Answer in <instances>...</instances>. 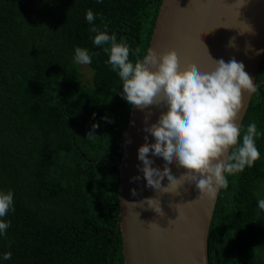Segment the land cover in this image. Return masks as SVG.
<instances>
[{"label":"trees","instance_id":"1","mask_svg":"<svg viewBox=\"0 0 264 264\" xmlns=\"http://www.w3.org/2000/svg\"><path fill=\"white\" fill-rule=\"evenodd\" d=\"M162 3L0 0V192L13 191L14 208L0 218L11 222L0 264H126L119 166L133 106L85 14L91 9L100 31L126 41L135 63L150 50ZM77 46L95 54L90 80L74 61ZM253 122L260 159L226 174L210 264H264V58L239 142Z\"/></svg>","mask_w":264,"mask_h":264},{"label":"clouds","instance_id":"2","mask_svg":"<svg viewBox=\"0 0 264 264\" xmlns=\"http://www.w3.org/2000/svg\"><path fill=\"white\" fill-rule=\"evenodd\" d=\"M96 15L91 9L86 10L85 19L91 25L89 31L96 33L92 42L108 54L106 63L122 81L123 98L130 106L140 110L151 106L166 107L155 123L144 128L155 142H146L138 149V159L143 164L142 168L139 165L138 168L143 173L146 186L159 194L179 195L178 190L185 183L194 184L200 193L198 199L207 197L214 200L219 190L229 185L226 174L243 172L246 166H254L261 155L254 140L261 135L255 122L247 126L242 142H239L242 126L236 121L243 109L242 92L251 95L257 91L245 71V65L234 58L228 62L212 59L216 68L211 73H202L196 65L180 71L179 58L174 49L166 53L149 50L142 59L133 63L129 60L127 42H117L116 35H109L107 28L100 31L93 23ZM248 27L246 32H252L251 26ZM234 41L235 37H232L228 46L235 47ZM74 53V61L82 65L91 64L95 55L78 46L74 47ZM96 127L98 125L94 124L93 129ZM94 136V132H89L87 138ZM144 139L147 141L148 136ZM150 151L165 162L162 171L152 166L154 161L149 159ZM173 165L186 171L176 178L171 170ZM165 178L167 187L163 184ZM131 179L138 181L140 176ZM131 194L136 196L137 191L132 189ZM139 204H147L161 217L165 215L161 203H157L155 198H145ZM174 205L179 213L175 220L183 218L179 204H170V207ZM258 208L264 210V199L258 200ZM10 210L14 211L13 191L0 192V218ZM175 220H169V223ZM10 226V221L0 220V235L6 234ZM11 255V252H5L3 259L10 260Z\"/></svg>","mask_w":264,"mask_h":264},{"label":"water","instance_id":"3","mask_svg":"<svg viewBox=\"0 0 264 264\" xmlns=\"http://www.w3.org/2000/svg\"><path fill=\"white\" fill-rule=\"evenodd\" d=\"M248 25L252 32H246ZM232 37H235V47L228 46ZM173 49L179 58L180 71L196 65L202 73H211L216 68L212 59L228 62L234 58L249 68L246 72L257 88L264 58V51H260L264 50V0H163L150 50L166 53ZM253 94L242 92L243 109L238 114V125L243 122ZM163 111H166L164 106H151L144 110L132 108L124 156L119 166V229L123 236L125 262L147 264L151 253L153 263L150 264H210L209 231L221 189L214 200L207 197L198 199L200 193L196 186L188 183L178 190L179 195L159 194L146 186L143 173L138 168V165L143 167L138 159L139 147L146 142H155L144 128L155 123ZM145 136H148L147 141ZM148 156L154 161L153 167L164 169L166 165L162 158L152 155L151 151ZM171 170L176 178L186 171L177 165H173ZM135 176H140V179L132 180ZM163 184L168 186L167 178ZM132 189L137 191L136 196L131 194ZM145 198H155L157 203L160 202L165 215L161 217L147 204H139ZM124 201L135 204H125ZM170 204H179L183 218L175 220L179 213L175 205L170 207ZM187 219L189 227L181 231V238L188 236L189 241L192 240L193 253L189 256L181 255L176 246L179 242L176 230ZM169 220L175 221L169 223ZM196 223L200 229L194 232Z\"/></svg>","mask_w":264,"mask_h":264},{"label":"bare ground","instance_id":"4","mask_svg":"<svg viewBox=\"0 0 264 264\" xmlns=\"http://www.w3.org/2000/svg\"><path fill=\"white\" fill-rule=\"evenodd\" d=\"M246 70L248 72L249 71V68L248 67L247 68L245 67V71ZM152 117H154V114H153ZM188 221H189V219H187L183 224H181L178 227V230H176V233L178 235V238L177 239L179 240V242H176V246L178 245L179 252H180L181 255H187V256H189L191 253H193V247H192L193 243H192V240L189 241L190 240V237H188V236H185L184 238H181V236H182L181 231H183V230L186 229V227L188 226ZM196 226H197V228H195L194 232L196 230H199L200 229V227L198 226L197 223H196ZM185 232H187V231H185ZM151 255L152 254L150 253V258L147 260V264H150V262L153 263L152 262L153 260H152V256ZM194 255L196 256V254H194ZM192 264H194V262H192Z\"/></svg>","mask_w":264,"mask_h":264},{"label":"rangeland","instance_id":"5","mask_svg":"<svg viewBox=\"0 0 264 264\" xmlns=\"http://www.w3.org/2000/svg\"><path fill=\"white\" fill-rule=\"evenodd\" d=\"M82 70H83V73H84V77L87 80H90L91 77H92L91 69L87 65H82Z\"/></svg>","mask_w":264,"mask_h":264}]
</instances>
